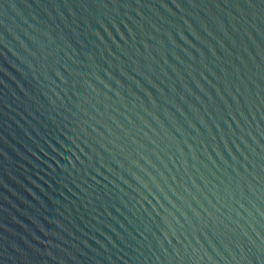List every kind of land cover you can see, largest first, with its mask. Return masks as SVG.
<instances>
[{
    "label": "water",
    "instance_id": "water-1",
    "mask_svg": "<svg viewBox=\"0 0 264 264\" xmlns=\"http://www.w3.org/2000/svg\"><path fill=\"white\" fill-rule=\"evenodd\" d=\"M0 264H264V0H0Z\"/></svg>",
    "mask_w": 264,
    "mask_h": 264
}]
</instances>
